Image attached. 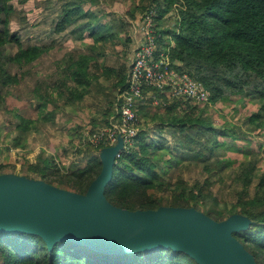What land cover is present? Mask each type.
I'll return each mask as SVG.
<instances>
[{"label": "trees", "instance_id": "16d2710c", "mask_svg": "<svg viewBox=\"0 0 264 264\" xmlns=\"http://www.w3.org/2000/svg\"><path fill=\"white\" fill-rule=\"evenodd\" d=\"M133 1L135 3L128 8L132 18H137L148 7L156 8L155 26L161 33L159 47L165 50L173 42L169 49L171 59L181 63L178 66L180 69L187 70L201 80L210 97L208 102H196L184 97H171L166 92L152 89L165 104H153L147 96L142 98L138 112L144 118L145 125L136 134L132 148L116 156L112 177L104 189L105 196L114 205L129 210L157 208L160 205L194 206L216 220H223L233 214L246 216L251 220L250 225L233 234L259 264H264V172L258 173L261 160L258 153H250L236 168L231 169L229 176L241 188L234 189L235 200L230 205L225 204L226 214L216 213L210 204L219 201L210 189L213 183L211 176L222 181L225 168L233 164L231 156L229 160L225 158L230 148L233 149V144L222 142V137L229 134L234 141L247 142L242 139L243 134L264 130V0ZM100 3L101 0H63L54 30L62 32L72 28L77 38L87 35L92 42L87 44L88 51H79L76 56L69 55L65 59L57 83L44 80L35 84L33 92L37 94L41 119L45 121L55 119L56 111L54 108L48 109L49 103L57 104L58 98L63 99V104L83 103L101 75L109 78L113 87L123 88L125 85L124 62L114 65L105 61L108 55L105 43L117 38L119 31H115L110 22H105ZM172 8L177 11L172 28H160L162 19ZM12 12L10 0H0V104L7 92L6 87L18 81L16 74L9 72L5 63L11 59L21 64L32 62L44 52V47L38 45H21L17 33L9 29ZM120 23L122 29L127 25L125 21ZM124 35L130 41V36ZM9 43L19 45L13 54L4 52ZM100 57H104L102 63ZM53 88L60 89L56 97L52 94ZM231 96L235 99L240 96L247 103L243 105L245 115L238 122L240 125L217 126L213 119L208 116L206 118L197 108L208 103L217 104ZM115 99L114 95L113 101ZM253 103L258 104V108H252ZM111 114L112 109L107 110L104 123L99 126L107 124ZM18 120V133L13 136L15 145L21 144L29 131L38 128L35 119L18 115ZM149 120L155 121L159 132L172 136L174 148L179 153L173 159L165 160L159 155L165 143L149 135ZM97 127L91 126L88 129ZM87 143L83 142L82 146L76 148L68 170L54 166L56 158L52 154L40 152L35 156V164L25 159L21 165L23 172L17 173L86 193L102 169L101 151L107 146ZM240 149V146L236 148L237 151ZM187 163L201 164L202 172L207 173V176L192 184L183 178L173 181L169 167H180ZM8 166L16 165L0 164V174L9 172L5 171ZM255 180L254 193L250 195L249 187ZM204 205L210 208L204 209ZM0 264L199 262L190 254L171 248L107 253L68 239L59 240L49 248L38 234L0 231Z\"/></svg>", "mask_w": 264, "mask_h": 264}, {"label": "rangeland", "instance_id": "374dc122", "mask_svg": "<svg viewBox=\"0 0 264 264\" xmlns=\"http://www.w3.org/2000/svg\"><path fill=\"white\" fill-rule=\"evenodd\" d=\"M124 1L101 0L99 8L102 9L105 22L113 24L115 31L123 32V30H126L129 33L134 25V18L131 17L128 8L135 1L126 0L125 4ZM10 3L13 5V12L9 20L10 31L17 33L21 45H38L44 47V52L32 62L21 64L11 59L5 63L7 70L12 74H16L18 81L6 87L7 92L0 104V164L14 163L15 167L8 166L5 171L19 174L17 172H23L21 165L25 159H29L27 162L33 165L35 164V156L42 152L52 154L56 158L54 166L62 170H68L76 148L82 146L83 142L85 144L89 142L86 136L88 128L91 126L99 127L100 124L104 123L105 112L112 109L113 113L115 110L113 99L114 95L117 96V88L112 87L107 81L99 80L93 84L91 91L83 99V103L63 104V99L58 98L57 104H48V109L54 108L56 111L55 119L48 121L41 119L37 94L33 92L35 84L44 80L57 83L65 59L69 55L76 56L79 51H88L87 44L91 43L92 39L87 35L84 38H77L75 33H72V28L62 32L54 30L59 19L63 0H10ZM144 12L141 11L142 14L139 13L138 17L141 18ZM176 12V9L172 8L162 19L160 28H172ZM130 18L131 21H129ZM121 21L127 23L124 29L121 27ZM125 37L126 35L122 33L121 36L115 38L116 40L112 41L111 39L105 43L108 54L105 61L108 64L118 65L120 62H124L127 66V60H130L131 55L129 56V53L123 51H116L114 44L122 42L126 44ZM119 45L121 44H118L117 47H120ZM18 48L17 43H9L6 45L4 52L13 54ZM125 48L127 49V47ZM59 90L57 88L52 89L54 97L58 95ZM226 98L218 101L217 104L208 103L205 106H197V108L202 111L206 118L208 116L211 120L213 119L212 121L217 126L240 125L238 122L245 115L243 105L246 102L240 96H238V99L232 96L229 99ZM163 101V99H160L161 104H165ZM256 107L258 108V104L253 103L252 108ZM247 110L249 111L250 108L247 107ZM18 115L35 119L38 128L29 131L22 143L15 145L13 136L18 133L16 126L19 121ZM142 118L140 116L139 130L145 125L144 118ZM148 125L150 126L149 135L156 140L160 138L165 143V147L158 152L159 155L165 160L177 156L179 153L174 148L175 143L172 136L166 132H159L155 126V121L149 120ZM241 137L247 142L234 141L229 134L222 137V142L233 144V149L230 148L229 154L227 153L228 157H225L229 160L231 156L233 164L225 168L222 173L224 176L222 181H218L216 177L211 176L213 183L210 189L219 201L216 203L212 201L210 204L214 206L213 210L219 214H226L225 206L230 205L236 198V195L233 194L234 189L240 190L241 188L229 176L232 168H236L239 162L245 160L250 153L256 152L261 159L258 163V173L264 172V130L248 131ZM239 146L241 149L237 151L236 148ZM169 175L172 176L173 181L183 178L187 183L192 184L195 180L202 181L207 173L202 172L201 164L187 163L180 167L177 165L169 167ZM255 183L256 180L249 187L250 195L254 193ZM203 208L210 207L204 205Z\"/></svg>", "mask_w": 264, "mask_h": 264}, {"label": "water", "instance_id": "95a60500", "mask_svg": "<svg viewBox=\"0 0 264 264\" xmlns=\"http://www.w3.org/2000/svg\"><path fill=\"white\" fill-rule=\"evenodd\" d=\"M121 143L101 151L102 169L86 193L0 174V231L35 233L47 246L68 239L107 253L182 250L199 264H259L233 234L251 220L233 214L216 220L194 206L160 205L129 210L111 203L105 186Z\"/></svg>", "mask_w": 264, "mask_h": 264}, {"label": "built area", "instance_id": "2783aa9c", "mask_svg": "<svg viewBox=\"0 0 264 264\" xmlns=\"http://www.w3.org/2000/svg\"><path fill=\"white\" fill-rule=\"evenodd\" d=\"M156 15V8L148 7L140 18L143 37L132 49L125 85L117 94L115 110L108 123L86 131L87 139L94 145L114 146L121 143L116 156L128 152L134 144L139 131L140 100L147 96L153 104H160L161 98L152 89L166 92L171 97L209 101L210 93L204 83L187 70L180 69V62L171 59L169 49L173 42L165 50L159 47L161 33L155 26Z\"/></svg>", "mask_w": 264, "mask_h": 264}, {"label": "crops", "instance_id": "0c3cea01", "mask_svg": "<svg viewBox=\"0 0 264 264\" xmlns=\"http://www.w3.org/2000/svg\"><path fill=\"white\" fill-rule=\"evenodd\" d=\"M126 1V0H125ZM125 1H124V4H125ZM122 6V5H121ZM129 21H131V18L129 19ZM134 25L131 27V31L128 33L126 30H124V32H119V35L121 36L122 33L124 34H128L130 36V41H127L126 44H124L123 42L122 43H118V44H121L119 45L120 47H117V43H115V48H116V51L119 50V51H123V52H126L127 54L129 53V56L131 55L132 53V49L138 45L140 43V41L142 40V37H143V31L141 29V26H140V18L137 17V18H134ZM123 41V40H122ZM123 45H126L125 47H127V49L123 46ZM104 60V57H100V62L102 63ZM129 60H127V66H126V74H127V71H128V68H129ZM119 65V64H118ZM99 80L102 81H107L109 82L111 85H112V81H108L110 80L109 78L101 75L99 77ZM113 87V86H112ZM114 88H117V91L116 93L118 94L119 90H121L122 86H118V87H114ZM116 96V95H115ZM117 98V96H116ZM116 102V100L114 101V103Z\"/></svg>", "mask_w": 264, "mask_h": 264}]
</instances>
